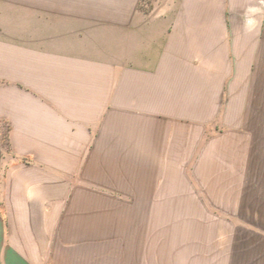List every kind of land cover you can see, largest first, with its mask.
Segmentation results:
<instances>
[{
	"label": "crops",
	"instance_id": "obj_1",
	"mask_svg": "<svg viewBox=\"0 0 264 264\" xmlns=\"http://www.w3.org/2000/svg\"><path fill=\"white\" fill-rule=\"evenodd\" d=\"M143 2L0 0V264H146L121 207L264 117V0Z\"/></svg>",
	"mask_w": 264,
	"mask_h": 264
},
{
	"label": "rangeland",
	"instance_id": "obj_2",
	"mask_svg": "<svg viewBox=\"0 0 264 264\" xmlns=\"http://www.w3.org/2000/svg\"><path fill=\"white\" fill-rule=\"evenodd\" d=\"M246 121L243 139H230L217 161L201 163L191 184L164 185L153 206L121 207L144 219L150 247L143 263L262 264L264 117ZM7 140L5 133L4 148Z\"/></svg>",
	"mask_w": 264,
	"mask_h": 264
},
{
	"label": "built area",
	"instance_id": "obj_3",
	"mask_svg": "<svg viewBox=\"0 0 264 264\" xmlns=\"http://www.w3.org/2000/svg\"><path fill=\"white\" fill-rule=\"evenodd\" d=\"M154 1L155 0H144L143 5L146 7H150Z\"/></svg>",
	"mask_w": 264,
	"mask_h": 264
}]
</instances>
